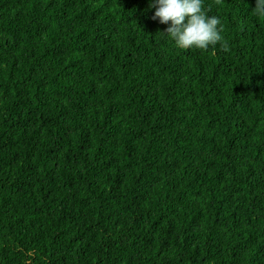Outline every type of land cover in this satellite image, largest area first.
I'll list each match as a JSON object with an SVG mask.
<instances>
[{
	"label": "trees",
	"instance_id": "1",
	"mask_svg": "<svg viewBox=\"0 0 264 264\" xmlns=\"http://www.w3.org/2000/svg\"><path fill=\"white\" fill-rule=\"evenodd\" d=\"M202 6L0 0V264H264V17Z\"/></svg>",
	"mask_w": 264,
	"mask_h": 264
},
{
	"label": "clouds",
	"instance_id": "2",
	"mask_svg": "<svg viewBox=\"0 0 264 264\" xmlns=\"http://www.w3.org/2000/svg\"><path fill=\"white\" fill-rule=\"evenodd\" d=\"M152 19L166 25L161 33L169 38L177 49L207 50L222 40L220 20L207 15L202 0H148ZM254 15L264 17V0H254ZM227 51V46L221 44Z\"/></svg>",
	"mask_w": 264,
	"mask_h": 264
}]
</instances>
